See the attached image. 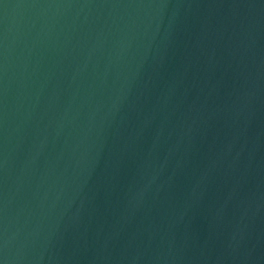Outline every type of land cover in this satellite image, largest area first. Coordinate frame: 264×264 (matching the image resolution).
Listing matches in <instances>:
<instances>
[{
    "label": "water",
    "instance_id": "obj_1",
    "mask_svg": "<svg viewBox=\"0 0 264 264\" xmlns=\"http://www.w3.org/2000/svg\"><path fill=\"white\" fill-rule=\"evenodd\" d=\"M0 264H264V0H0Z\"/></svg>",
    "mask_w": 264,
    "mask_h": 264
}]
</instances>
